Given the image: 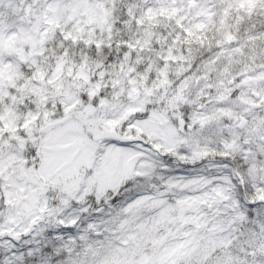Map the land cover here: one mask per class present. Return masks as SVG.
Wrapping results in <instances>:
<instances>
[{
	"label": "snow or ice",
	"instance_id": "obj_1",
	"mask_svg": "<svg viewBox=\"0 0 264 264\" xmlns=\"http://www.w3.org/2000/svg\"><path fill=\"white\" fill-rule=\"evenodd\" d=\"M0 264H264V0H0Z\"/></svg>",
	"mask_w": 264,
	"mask_h": 264
}]
</instances>
